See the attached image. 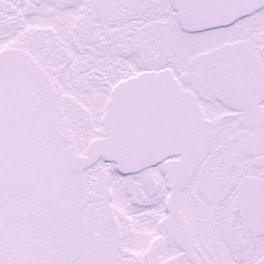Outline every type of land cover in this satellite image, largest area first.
<instances>
[{"label":"snow or ice","instance_id":"6c2138e0","mask_svg":"<svg viewBox=\"0 0 264 264\" xmlns=\"http://www.w3.org/2000/svg\"><path fill=\"white\" fill-rule=\"evenodd\" d=\"M0 264H264V0H0Z\"/></svg>","mask_w":264,"mask_h":264}]
</instances>
